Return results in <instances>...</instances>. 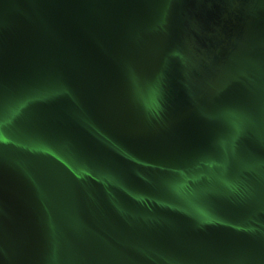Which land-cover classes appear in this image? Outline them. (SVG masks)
Instances as JSON below:
<instances>
[{
	"label": "water",
	"instance_id": "water-1",
	"mask_svg": "<svg viewBox=\"0 0 264 264\" xmlns=\"http://www.w3.org/2000/svg\"><path fill=\"white\" fill-rule=\"evenodd\" d=\"M0 264H264V0H0Z\"/></svg>",
	"mask_w": 264,
	"mask_h": 264
}]
</instances>
